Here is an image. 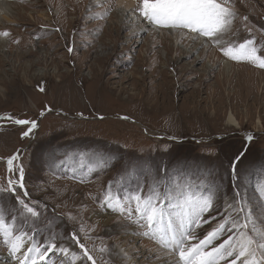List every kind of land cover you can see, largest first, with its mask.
<instances>
[{
	"label": "rangeland",
	"instance_id": "1",
	"mask_svg": "<svg viewBox=\"0 0 264 264\" xmlns=\"http://www.w3.org/2000/svg\"><path fill=\"white\" fill-rule=\"evenodd\" d=\"M17 1L27 8L19 10L20 20L0 24L13 46L0 53V189L9 179L18 180L23 167L25 202L41 215L38 221L29 217L24 222L21 205L2 191L0 208L6 219L15 216L17 228L29 233V246L44 248L55 237L57 250L44 261L31 254L37 264H92L80 244L96 264H176L178 255L143 236L144 229L126 214L112 210L110 226L94 217L105 209L101 202L109 191L134 209L135 202L126 198L139 187L146 196L157 183L160 190L174 189L180 182L190 184L197 195L213 194V208L203 214L199 227L193 226L189 244L198 243L225 217H235L233 208L241 198L255 206L257 227L264 230L257 191L264 184V92L259 88L264 69L231 60L212 42L214 52L206 45L199 48L206 56L197 64V53L185 57L173 49L165 57L161 51L166 44L152 47V39L146 40L149 31L139 36L131 27L117 30L111 25L118 20L112 15L116 0ZM82 1L80 9L70 10ZM137 5L138 0L133 9ZM228 6L235 16L229 31L219 37L221 45L252 40L264 55V0H228ZM209 56L216 67L204 81ZM223 57L235 69L233 85L213 95L224 77ZM245 77L252 84L247 86ZM247 91L252 93L245 98ZM230 111L239 127L227 123ZM14 119L34 120L37 127L22 137L30 125H17ZM249 134L252 141L246 139ZM246 146L250 149L237 165L240 180L234 186L229 162ZM14 155L18 158L9 172L7 160ZM23 191L17 188L16 195L23 197ZM73 233L79 243L72 240ZM60 247L69 252L61 253ZM7 254L0 237V261ZM232 259L219 264H231Z\"/></svg>",
	"mask_w": 264,
	"mask_h": 264
},
{
	"label": "snow or ice",
	"instance_id": "2",
	"mask_svg": "<svg viewBox=\"0 0 264 264\" xmlns=\"http://www.w3.org/2000/svg\"><path fill=\"white\" fill-rule=\"evenodd\" d=\"M132 10L137 11L150 23L168 28L188 29L220 46V51L231 60L249 61L264 69V55L258 53L252 40H245L239 45H221L219 37L229 31L235 16L234 11L228 6V0H138V5ZM0 35L8 36L9 33L5 31ZM68 50L72 51L71 48ZM8 119L12 117L9 116ZM13 122L17 125H30L27 131L22 132V137L30 136L37 127V122L34 120L14 119ZM246 139L252 141L253 137L249 134ZM249 149L250 146H246L238 150L230 159L229 169L234 186L240 180L237 165ZM17 158L16 155L8 158L9 172L12 171L13 162ZM23 179L24 169L20 167L19 179L16 181L9 179L7 187L0 191L13 195L15 202L21 205L24 222L29 217L35 218V222L39 220L41 214L35 205L25 202L24 197L28 196V192L24 188ZM17 188L24 190L23 197L16 195ZM191 189L190 184L177 182L174 189L160 190L157 183L150 188L146 196L141 194L142 187H139L134 195L126 198L129 203L135 202L134 209L128 203L121 202L119 197L114 198L110 191L106 193L101 203L103 207L111 208L121 215L126 214L128 219L144 229L143 236L155 240L161 248L177 254L176 264H219V261L226 257L233 258L231 264H237V262L239 264H264V230L257 227V217L254 215L255 206L244 202L243 198L238 202V208L229 205V208H233L235 217H225L198 243H188L194 239L191 234L193 226H200L201 217L204 213L210 212L214 204L213 194L197 195ZM257 191L262 217L259 223L264 225V184H261ZM236 195L240 196V193L237 192ZM114 199L115 203H113ZM173 200L177 203L173 204ZM9 220L12 222L9 223ZM226 232L230 234L222 243L212 247L210 251L205 250ZM250 232L252 234H249ZM0 237L10 255L15 257L16 264H29V262L37 264V260L31 256L32 253H36L40 261H44L48 253L55 252L58 247L55 237L44 248L29 246L31 242L29 233L17 228L15 216L9 215L6 219L3 208H0ZM72 240L79 243L75 233L72 234ZM79 246L83 249V256L92 264H96L85 246L83 244ZM59 251L67 254L69 249L60 247Z\"/></svg>",
	"mask_w": 264,
	"mask_h": 264
},
{
	"label": "bare ground",
	"instance_id": "3",
	"mask_svg": "<svg viewBox=\"0 0 264 264\" xmlns=\"http://www.w3.org/2000/svg\"><path fill=\"white\" fill-rule=\"evenodd\" d=\"M65 1L69 2L70 0H65ZM84 1L86 2V0H84ZM15 2H18V1L17 0H0V24L1 25L7 26V24H10V23L12 24L16 20H20L17 17L20 14L19 10L23 11L24 9L25 10L27 9L23 3H22V5H18ZM24 2H25V0H24ZM14 4H16L15 7H14ZM135 4H136V0H116L115 11L113 12L112 15L114 17H116L118 20L112 21L111 25L114 23L115 25L113 27H115L117 30L126 29L127 26L131 27L134 30L133 34H136L139 36L143 30L149 31L150 36L147 37L146 40H148L149 38L152 39L151 40L152 47H154L156 44L163 42V41L166 44L167 47L163 48V50L161 51L162 55L165 54V57H168L170 51H172L173 49L176 50V52H177L176 55L182 54L185 57H190L191 55L197 53L199 55V57L194 60V64H197L198 62L200 63L199 60H202L206 56V53H202L200 51L199 48L201 46L206 45L208 48H212V46L210 45V42H211L210 40H208L207 38H205L203 36H198L197 34L192 33L188 29L163 27V26H159V25L150 23L147 20L142 22L140 20L141 17L138 15V13H136L134 10H132L133 7L135 6ZM81 5H83V1H82V4H79L77 6L74 5L72 8H70V10H73V9L76 10L77 8L80 9L82 7ZM54 10L56 13H59V15H60V13H62L59 5H55ZM32 14H33V12L30 11L31 17H32ZM34 15H36V14H34ZM40 15H42L45 18H48V20H51L50 16L47 15V13H43V12L41 13L40 12ZM137 22H138V24H137ZM0 31H2V30H0ZM3 32H5V31H3ZM0 33H2V32H0ZM227 42H228V40L224 41V43H227ZM102 45L103 44H101V46ZM180 45H182L183 47L180 48ZM12 47L13 46L11 44H8L6 37H4L3 35H0V53L3 54V53H5V51L11 49ZM99 50H102V49H99ZM212 51L214 52V48H212ZM16 52H17V55L22 54V50L18 49V51H16ZM215 55H217V53H215ZM212 57L213 56H209V59H208L209 66L206 65L207 66L206 67L207 74H205V76H204V81H207L212 77V75H213L212 70H214V68L216 67V66L214 67L215 59L213 61H211ZM214 57H216V56H214ZM157 62L158 61L156 60L155 64H157ZM221 62L223 64L224 77L219 82V88L214 91L213 95H216V94L218 95V93L220 95V92L224 87H232V85H233V75H234L235 69L233 68L231 61L229 59L223 57V58H221ZM193 71H195L194 68H190V69L188 68L187 69V72L192 73ZM245 79H246V77L244 78V80ZM250 80H252V79H250ZM250 80L246 79L244 81L245 83H247V86L250 83L252 84V82ZM255 84H257V82H255ZM242 87H244V85H242ZM259 88L261 89V91L263 93L264 92V78H262L261 82L259 83ZM1 89H3L2 86H0V91H2ZM251 93H252V91L251 92L247 91L245 98L251 96ZM231 94L232 93L230 91H228V93H227L228 98L231 96ZM227 123L230 125H233V126H237V127L240 126V122H239L238 118L235 116V114L232 111H230L228 113ZM257 125L261 126V127L263 126V123H262V120L260 117L257 120ZM95 215H96V216H94L95 219L98 220L99 223H101L102 225L110 226L112 221L115 220V217L112 214L111 208L105 207V209L102 212L98 211L95 213ZM3 257L4 258L2 259V261H0V264H16L15 257L11 256L10 253L7 254V256L4 255Z\"/></svg>",
	"mask_w": 264,
	"mask_h": 264
}]
</instances>
